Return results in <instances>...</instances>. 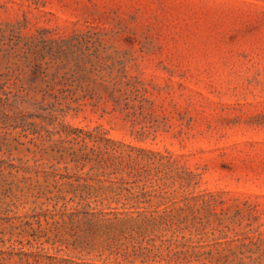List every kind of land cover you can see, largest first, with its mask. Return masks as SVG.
I'll use <instances>...</instances> for the list:
<instances>
[{
    "label": "rangeland",
    "instance_id": "rangeland-1",
    "mask_svg": "<svg viewBox=\"0 0 264 264\" xmlns=\"http://www.w3.org/2000/svg\"><path fill=\"white\" fill-rule=\"evenodd\" d=\"M0 264H264V0H0Z\"/></svg>",
    "mask_w": 264,
    "mask_h": 264
},
{
    "label": "trees",
    "instance_id": "trees-1",
    "mask_svg": "<svg viewBox=\"0 0 264 264\" xmlns=\"http://www.w3.org/2000/svg\"><path fill=\"white\" fill-rule=\"evenodd\" d=\"M128 191H130V190H128ZM114 214H116V215H131V214H138V215H140V211L138 210V211H134V212H127V211H125V212H115Z\"/></svg>",
    "mask_w": 264,
    "mask_h": 264
}]
</instances>
